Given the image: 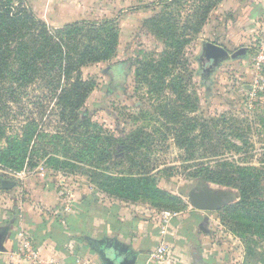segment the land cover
I'll use <instances>...</instances> for the list:
<instances>
[{"label": "rangeland", "instance_id": "rangeland-1", "mask_svg": "<svg viewBox=\"0 0 264 264\" xmlns=\"http://www.w3.org/2000/svg\"><path fill=\"white\" fill-rule=\"evenodd\" d=\"M201 6L198 0H135L123 12L87 17L117 18L120 37L112 58L81 69L82 79L94 84L78 111L81 127L59 119L60 109L39 81L7 96L14 101L0 111V150L8 138H22L30 120L47 137L31 139L29 150L37 149L33 167L27 158L20 171L0 164V228L23 230L16 221L26 223L27 212L66 215V205L87 197L94 204L88 200L83 206L90 211L96 208L104 215L113 208L119 227L132 215L136 221L149 219L158 233L156 247L172 243L178 249L182 237L181 244L206 264H264V223L255 221L254 209L242 206L236 188L198 175L206 167L255 169L261 185L254 197L264 206V0H218L196 28L195 12ZM155 22L176 32L169 42L179 45L168 47L158 38ZM203 42L222 44L230 54L241 48L246 53L224 61L203 83L197 62ZM148 62L161 72L154 74L162 78L159 92L139 78ZM113 67L123 71L115 83ZM110 138L115 142L109 145ZM122 143L127 148L117 149ZM105 148L107 156L100 157ZM123 153L126 159L111 157ZM68 160L73 171L63 166ZM102 174L133 179L140 187L149 180L162 193L140 191L133 200L108 194L99 188ZM199 183L213 192H230L232 201L217 212L193 209L187 195ZM5 184L10 188L4 189Z\"/></svg>", "mask_w": 264, "mask_h": 264}, {"label": "trees", "instance_id": "trees-1", "mask_svg": "<svg viewBox=\"0 0 264 264\" xmlns=\"http://www.w3.org/2000/svg\"><path fill=\"white\" fill-rule=\"evenodd\" d=\"M198 1L203 3V6L198 7L195 12L196 28L218 2ZM154 26L158 38L164 39L168 47H174L173 44L179 45L178 41L169 42L174 40L176 32L171 31L169 27L162 28L158 22H155ZM119 31L117 18H105L101 21L82 19L53 27L36 17L27 0H18L17 4H14L13 0H0V111L4 104L14 101L13 98L9 100L7 96H13L17 91L39 81L50 95V100L60 109L59 119L63 122L68 119L70 127H81L84 119L78 117V111L94 89L92 82L82 79L81 69L89 64L105 62L112 58L118 47ZM168 61L174 62L172 57H168ZM140 72V80L150 87L151 91L159 92L162 78L154 77V74L161 75L156 66L148 62L142 65ZM23 128L22 138H8L6 148L0 150V164L15 171L22 170L26 158L31 167L35 165L32 156L37 154V149L36 146H32L29 150L31 139L47 137L38 130L34 120H30ZM3 133V129L0 128V135ZM94 140H99V137L94 136ZM114 142V138L108 139L109 145ZM119 148L126 149L127 145L122 143V146L117 147ZM125 153L117 156L111 154V157L126 159ZM107 154L106 148L99 150L100 157ZM43 155L46 153L42 152ZM63 166L72 171L75 168L70 160L64 162ZM200 174L211 183L236 188L242 197V206L254 209V213H251L255 221L264 223V206L254 197L261 185L258 171L232 167L218 171L206 167L198 171V175ZM102 175L99 188L105 193L118 195L124 199L133 200L140 191L147 194L162 193L149 185V180H144L146 186L140 187L134 185L135 180L130 178L117 179L110 175ZM173 199L178 203L176 198Z\"/></svg>", "mask_w": 264, "mask_h": 264}, {"label": "crops", "instance_id": "crops-1", "mask_svg": "<svg viewBox=\"0 0 264 264\" xmlns=\"http://www.w3.org/2000/svg\"><path fill=\"white\" fill-rule=\"evenodd\" d=\"M27 1L36 17H40L50 26L60 27L68 22L87 19L96 12L103 11L105 14L123 12L122 8L135 0ZM248 18L253 19L251 12ZM88 200L89 198L86 197V200L78 203L71 202L65 207L67 214L59 217L57 216L59 211L56 210L53 213L55 216L46 214L40 216L41 214H35V212L32 214L27 212L26 223L18 217L17 227L21 226L23 230L10 231L9 228L3 244L4 251L0 252V264H32L28 255L21 252V245L24 242L28 243L42 264L50 262L79 264L80 260H89L93 264H106L103 251L109 245L118 247L129 257L136 256L135 264H148L147 257L158 243V233L149 227L152 224L148 221L149 219L139 217L136 221L133 220L132 215V218H127L124 225L119 227V223L116 225L112 218L113 208H108L107 214L101 215L97 213L98 209L92 208L90 211L83 206ZM90 201L92 200H89L87 204L93 205L94 203ZM74 208L78 210V213H75ZM203 223L206 222L203 221ZM178 241V249L170 243L174 254L163 264H206L189 251V246L181 244L182 237H179ZM202 259L206 260L203 257Z\"/></svg>", "mask_w": 264, "mask_h": 264}, {"label": "water", "instance_id": "water-1", "mask_svg": "<svg viewBox=\"0 0 264 264\" xmlns=\"http://www.w3.org/2000/svg\"><path fill=\"white\" fill-rule=\"evenodd\" d=\"M245 53V48H241L230 54L229 50L222 45L212 42H203L200 56L197 58L202 82L207 83L215 70L224 61L242 56ZM3 188H10V184L3 185ZM187 197L193 209L203 212H217L233 199V195L230 192H213L204 183H199L194 189L189 191ZM203 221L207 222L208 216H206ZM200 228L202 229L201 225ZM8 232L9 227L0 228V252L4 251L3 244ZM103 253L106 264L136 263V256L129 257L127 253L114 245L106 247Z\"/></svg>", "mask_w": 264, "mask_h": 264}, {"label": "built area", "instance_id": "built-area-1", "mask_svg": "<svg viewBox=\"0 0 264 264\" xmlns=\"http://www.w3.org/2000/svg\"><path fill=\"white\" fill-rule=\"evenodd\" d=\"M21 252L23 254L28 255V259L32 264H42L38 261L37 255L30 248L27 242L22 243ZM172 247L169 243H162L158 245L147 257L148 264H163L167 260H170L173 255ZM49 264H55L54 262H50ZM79 264H93L89 260H80Z\"/></svg>", "mask_w": 264, "mask_h": 264}, {"label": "flooded vegetation", "instance_id": "flooded-vegetation-1", "mask_svg": "<svg viewBox=\"0 0 264 264\" xmlns=\"http://www.w3.org/2000/svg\"><path fill=\"white\" fill-rule=\"evenodd\" d=\"M124 70V69H123ZM110 72H111V74H112V83H115L117 80H119L120 79V77H122L121 75L123 74V71L121 70V73H119V71L116 69V67H113V68H111L110 69ZM121 80V79H120ZM200 225H201V227H202V229H203V225H204V223L202 222L201 224H199V229H201L200 228Z\"/></svg>", "mask_w": 264, "mask_h": 264}]
</instances>
